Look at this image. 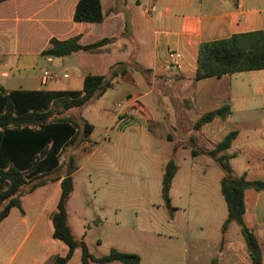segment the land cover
Listing matches in <instances>:
<instances>
[{"label": "crops", "instance_id": "1", "mask_svg": "<svg viewBox=\"0 0 264 264\" xmlns=\"http://www.w3.org/2000/svg\"><path fill=\"white\" fill-rule=\"evenodd\" d=\"M78 1L0 3V87L6 94L80 91L86 76H107L113 69L111 88L77 113L66 112L93 127L85 141L66 152L76 162L73 182L84 172L98 199L118 196L117 173L128 176L131 184L148 182L152 188V206L162 211L164 226L152 219L141 224L147 232L145 257L122 252L136 253L139 264H170L175 252L181 258L177 264H251L240 228L231 223L221 231L227 217L220 192L223 174L206 152L236 131L223 152L231 156L233 175L264 182V70L200 81L193 76L202 43L264 31V0H100L104 19L95 24L73 21ZM75 36L83 46L112 41L92 52L41 57L51 39ZM170 52L180 55L177 66L168 64ZM46 70L58 79L43 83ZM225 105L230 107L226 118L193 129L201 116ZM192 145L200 152L196 157L190 154ZM126 153L129 169L117 172L114 165L124 163ZM170 160L177 166L169 191L171 216L161 197L163 169ZM44 187L49 195L36 201L35 192ZM44 187L22 196L23 213L13 208L0 223V264H45L59 252L60 257L66 254V246L51 237L60 182ZM187 202L203 223L193 239L186 237L182 218ZM244 209V223L259 244L264 264V191L246 190ZM113 213L112 224L128 229L124 212ZM171 241L179 243L177 250ZM80 258L76 249L66 264H80Z\"/></svg>", "mask_w": 264, "mask_h": 264}, {"label": "trees", "instance_id": "2", "mask_svg": "<svg viewBox=\"0 0 264 264\" xmlns=\"http://www.w3.org/2000/svg\"><path fill=\"white\" fill-rule=\"evenodd\" d=\"M4 1L0 0V3ZM103 19L100 0L77 2L74 22L95 24L101 23ZM79 39V36L65 41L51 39L48 48L40 55L45 58H65L80 51L92 52L112 41L104 39L83 46L79 44ZM258 70H264V31L236 34L227 39L202 43L198 49L193 79L200 81ZM114 76L113 69L107 76H86L82 89L70 92L12 91L6 94L0 87V223L13 208L23 213L22 196L59 181L60 195L51 216V237L65 245L67 252L63 257L55 256L49 264H66L76 249L81 252L80 264L140 263L138 255L116 249H111L105 256H93L82 240L74 238L68 226L67 203L74 190L72 174L77 167L74 157L68 156L65 162L62 157L71 149L68 147H75L85 141L93 127L82 119L69 118L65 114L100 97L112 87ZM229 114L230 107L227 105L208 112L196 121L193 129L197 131L212 120L224 119ZM236 137V131L229 132L206 155L215 159L223 174L220 192L226 204L227 217L221 227L222 233L231 223H235L246 243L251 264H261L259 244L245 225L243 216L244 192L249 189L264 191V182L249 181L245 175H233L229 164L231 156L223 152L230 148ZM194 147H190L192 157L200 154ZM176 171L174 161H168L161 181V197L170 216L174 209L170 206L169 191Z\"/></svg>", "mask_w": 264, "mask_h": 264}, {"label": "rangeland", "instance_id": "3", "mask_svg": "<svg viewBox=\"0 0 264 264\" xmlns=\"http://www.w3.org/2000/svg\"><path fill=\"white\" fill-rule=\"evenodd\" d=\"M79 110L75 109L72 112L77 113ZM126 155L127 153L124 155V163L114 165L117 172L129 169L127 168L128 162L125 161L127 159ZM67 156L68 152H65L62 157L63 162H65ZM249 159L253 160L252 155H249ZM127 177L123 173H117L116 193L118 196L115 197V200L113 196H100L101 199H98L97 190L93 184H89V178L84 172L78 173L74 179V191L67 203L68 226L74 238L82 240L90 253L97 257L107 255L111 249H116L120 252L125 249L140 253L145 257L146 250L143 245L146 242V236L143 234L147 232L140 227L142 226L141 224L152 219L153 221L159 220L156 223L164 226L162 211L158 210L156 206H152L153 191L148 182L134 185L128 182ZM35 193L36 201L42 200L49 195L46 187L38 189ZM189 204L190 202H187V211L182 213V218L186 222V237L193 239L198 237V227L200 225L203 226V223L202 218L194 214V211L192 212ZM113 209H119L124 212L130 223L128 229H118L112 224ZM97 216L99 219H97ZM131 225H135L133 231L130 230ZM152 239L154 241L157 240L155 236ZM182 240L184 241L182 238L179 242H182ZM170 243H173L175 250H177L179 243L177 241H171ZM60 246L62 247L63 245L60 244ZM158 255L163 257L162 254ZM59 256H61L60 252ZM169 259L170 264H177L181 258L175 252ZM51 260L45 264H49Z\"/></svg>", "mask_w": 264, "mask_h": 264}, {"label": "built area", "instance_id": "4", "mask_svg": "<svg viewBox=\"0 0 264 264\" xmlns=\"http://www.w3.org/2000/svg\"><path fill=\"white\" fill-rule=\"evenodd\" d=\"M180 59V55L176 52H170L168 56V64L170 66H177ZM58 76L48 70L42 73V81L45 83L46 81H54L57 80Z\"/></svg>", "mask_w": 264, "mask_h": 264}]
</instances>
